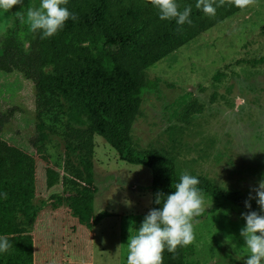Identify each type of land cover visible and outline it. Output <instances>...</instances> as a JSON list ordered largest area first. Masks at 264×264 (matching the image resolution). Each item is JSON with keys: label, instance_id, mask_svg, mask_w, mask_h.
<instances>
[{"label": "rangeland", "instance_id": "rangeland-1", "mask_svg": "<svg viewBox=\"0 0 264 264\" xmlns=\"http://www.w3.org/2000/svg\"><path fill=\"white\" fill-rule=\"evenodd\" d=\"M39 3L23 0L0 14V47L15 12ZM146 72L158 85L144 95L134 146L172 155L180 175L204 176L248 199L264 178V0ZM11 107L15 115L0 132V236L11 247L0 252V264H127L128 229L139 228L151 209L150 169L120 160L87 125L69 123L58 91H37L18 71H0V112ZM39 124L48 137L35 148L30 138ZM77 156L92 167L95 213L113 215L90 225L63 206L43 209L25 228L18 201L90 187ZM203 196L209 207L193 224L186 264H244L243 211L221 196Z\"/></svg>", "mask_w": 264, "mask_h": 264}, {"label": "trees", "instance_id": "trees-1", "mask_svg": "<svg viewBox=\"0 0 264 264\" xmlns=\"http://www.w3.org/2000/svg\"><path fill=\"white\" fill-rule=\"evenodd\" d=\"M177 3L181 10L192 5L193 25L178 26L175 20H160L157 10L150 4L145 6V0H68L63 7L76 13L77 21L69 19L53 37L40 39L39 32H30L28 25L16 17L0 47V71H18L32 81L37 91H58L66 103L69 123L87 125L116 151L120 160L150 169L151 209L162 207L153 203L155 194L173 192L172 185L178 182L180 174L174 156L134 146L131 130L140 115L144 95L158 85L149 79L146 71L241 11L235 6L220 7L214 18H208L195 9V0H177ZM14 113L13 107L0 112V132ZM37 129L38 133L30 138L35 148L48 137L40 124ZM77 162L90 187L49 192L37 202L18 201L16 206L25 228H33L43 209L57 211L63 206L90 225L113 215L107 210L95 213L97 188L92 167L80 156ZM197 177L202 194L221 196L243 212L259 211L256 200L250 201L251 209H248L244 204L247 198L239 192L226 191L204 176ZM187 251L188 246L178 247L173 258L165 250L163 264H186Z\"/></svg>", "mask_w": 264, "mask_h": 264}, {"label": "clouds", "instance_id": "clouds-1", "mask_svg": "<svg viewBox=\"0 0 264 264\" xmlns=\"http://www.w3.org/2000/svg\"><path fill=\"white\" fill-rule=\"evenodd\" d=\"M256 0H195V9L204 16L214 18L217 8L235 6L241 10L255 4ZM68 0H40L38 6L28 7L26 15L15 12L21 23L28 25L32 33L39 32L40 39H48L57 34L72 19L78 20L76 13L71 12L66 5ZM23 0H0V14L8 13L14 6L22 5ZM150 4L158 12L160 20H175L178 26H191L192 5L181 6L177 0H145V6ZM179 30V27H178ZM200 180L187 172L180 175L178 182L173 183V192L165 194L157 192L153 203L162 204L161 208H152L145 215L139 228L129 227L127 241V264H163V252L177 253L178 247L189 246L193 239V224L198 222L209 207L204 196L197 187ZM254 193V195H253ZM6 198L7 193L3 194ZM255 199L259 211L241 213L246 221L240 229L244 240L246 254L239 259L244 264H264V178L249 192L245 207L251 209V200ZM11 247L7 237L0 236V252H6Z\"/></svg>", "mask_w": 264, "mask_h": 264}]
</instances>
